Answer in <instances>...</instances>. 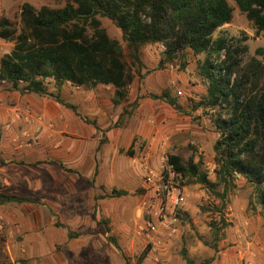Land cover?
Masks as SVG:
<instances>
[{
	"label": "rangeland",
	"instance_id": "374dc122",
	"mask_svg": "<svg viewBox=\"0 0 264 264\" xmlns=\"http://www.w3.org/2000/svg\"><path fill=\"white\" fill-rule=\"evenodd\" d=\"M226 2L231 22L212 37L244 47L246 61L264 48V32H256L233 0ZM24 3L36 9L62 6V0H0L2 17L17 29ZM100 22L134 72L120 31L107 19ZM11 49L12 44L0 41V58ZM162 51L158 45L141 50L143 69L118 106L111 102L110 87L88 91L64 85L60 98L80 117L51 96L20 95L0 82V194L32 201L0 206V264H137L145 249L140 264H185L183 248L194 264H264L262 202L243 178L228 196L223 213L228 226L216 250L204 243L211 242L209 224L218 220L214 210L219 202L200 185L184 186L186 203L168 228L142 230L138 208L144 163L160 168L171 154L192 158L214 181L218 135L211 120L218 111L193 107L205 95L197 72L205 56L188 53L158 70ZM258 59L264 64V57ZM46 90L55 93L52 83ZM163 92L179 110L154 98ZM113 189L127 195L99 199ZM57 222L62 227H55ZM68 231L80 236L68 240Z\"/></svg>",
	"mask_w": 264,
	"mask_h": 264
},
{
	"label": "trees",
	"instance_id": "16d2710c",
	"mask_svg": "<svg viewBox=\"0 0 264 264\" xmlns=\"http://www.w3.org/2000/svg\"><path fill=\"white\" fill-rule=\"evenodd\" d=\"M233 1L256 32H264V0ZM100 19L111 21L120 31L134 72L126 67L121 45L107 35ZM231 19L232 8L226 0H62L61 7L38 9L24 3L18 29L8 19L0 18V41L12 44L10 52L0 58V82L20 95L51 96L80 117L73 105L60 98L64 85L88 91L97 86L110 87L111 102L118 106L126 101L129 85L143 69V48L163 47L158 70L188 53L204 55L197 72L205 83V95L193 107L218 111L211 120L218 135L213 146L214 181L192 158L184 160L171 154L165 166L182 186L200 185L218 200L214 210L218 220L209 224L212 239L204 243L216 250L228 226L223 213L238 178L251 185L264 211V64L258 59L264 57V48L243 61L244 47L229 44L223 37L213 39L214 32ZM49 83L54 94L46 90ZM154 98L180 109L168 92ZM126 195L113 189L99 199ZM6 204L32 201L0 194V206ZM54 226L62 227L58 222ZM108 233L104 227L103 234ZM79 236L67 232L68 240ZM108 240L120 251L113 238ZM147 253L145 249L137 264ZM180 254L185 264H194L185 248Z\"/></svg>",
	"mask_w": 264,
	"mask_h": 264
},
{
	"label": "built area",
	"instance_id": "2783aa9c",
	"mask_svg": "<svg viewBox=\"0 0 264 264\" xmlns=\"http://www.w3.org/2000/svg\"><path fill=\"white\" fill-rule=\"evenodd\" d=\"M177 94L181 96L180 92ZM193 148L197 149V146L193 144ZM161 162L160 168H153L147 163L142 165L143 194L138 214L143 218L142 230L147 233H155L159 227L168 228L186 203L185 188L181 181L166 168V159Z\"/></svg>",
	"mask_w": 264,
	"mask_h": 264
},
{
	"label": "crops",
	"instance_id": "0c3cea01",
	"mask_svg": "<svg viewBox=\"0 0 264 264\" xmlns=\"http://www.w3.org/2000/svg\"><path fill=\"white\" fill-rule=\"evenodd\" d=\"M0 7H1V4H0ZM0 17H2L1 12H0ZM100 87H102V86H97L95 89L100 88ZM77 89H79V88H77ZM142 178H143V175H142Z\"/></svg>",
	"mask_w": 264,
	"mask_h": 264
}]
</instances>
